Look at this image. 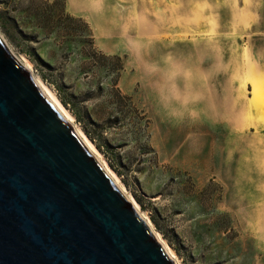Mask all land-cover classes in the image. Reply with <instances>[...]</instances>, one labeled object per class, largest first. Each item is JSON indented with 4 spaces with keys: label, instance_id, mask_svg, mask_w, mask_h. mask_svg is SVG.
<instances>
[{
    "label": "rangeland",
    "instance_id": "374dc122",
    "mask_svg": "<svg viewBox=\"0 0 264 264\" xmlns=\"http://www.w3.org/2000/svg\"><path fill=\"white\" fill-rule=\"evenodd\" d=\"M0 37L180 264H264V0H0Z\"/></svg>",
    "mask_w": 264,
    "mask_h": 264
},
{
    "label": "water",
    "instance_id": "95a60500",
    "mask_svg": "<svg viewBox=\"0 0 264 264\" xmlns=\"http://www.w3.org/2000/svg\"><path fill=\"white\" fill-rule=\"evenodd\" d=\"M0 264H174L1 37Z\"/></svg>",
    "mask_w": 264,
    "mask_h": 264
},
{
    "label": "bare ground",
    "instance_id": "6f19581e",
    "mask_svg": "<svg viewBox=\"0 0 264 264\" xmlns=\"http://www.w3.org/2000/svg\"><path fill=\"white\" fill-rule=\"evenodd\" d=\"M14 57L18 59L17 61L25 69L27 68L26 64H28V60H26L24 57H22V58H18L16 56H14ZM27 70H28V68H27ZM28 71H29L28 73L31 75L33 81L35 82V84L37 85V87L39 88L41 93L48 98V100L52 103V105L55 107V109L58 111V113L62 116V118L70 125V127L76 133V135L81 140V142L84 144L86 149L95 157L96 161L101 165L104 172L110 177L112 182L120 189V191L123 193V195L126 197V199L131 203L134 210L141 217V219L144 220L146 225L149 227L151 233L153 234V236L155 237L157 242L162 246L163 250L166 252L168 257L173 261L174 264H180V262H178L176 260L175 255L173 254V251L169 248V246L165 243V241L162 240V238L159 236V234L152 228L150 220H148V218H146L145 214L139 210L138 204L133 199V197L131 195L127 194L126 190L118 182L119 180L117 179L114 172H112V170L108 167L106 162L101 158L98 151L94 148L92 143H90V141L87 139V137L81 131V129L77 125L74 124L73 117L69 113V111L60 103V101L58 100V98L56 97L54 92L48 86H46L45 83H43L38 77L31 74L30 70H28Z\"/></svg>",
    "mask_w": 264,
    "mask_h": 264
},
{
    "label": "crops",
    "instance_id": "0c3cea01",
    "mask_svg": "<svg viewBox=\"0 0 264 264\" xmlns=\"http://www.w3.org/2000/svg\"><path fill=\"white\" fill-rule=\"evenodd\" d=\"M251 97V95L249 96V98ZM256 125H257V123H256ZM248 126L249 125H245L244 123H243V121H241V120H238V127L239 128H248ZM254 131H256V130H254ZM253 131V132H254ZM264 151V149H261L260 151ZM262 151V152H263ZM260 162H261V164H263V162H264V157H261V159H260ZM262 166V165H261ZM262 170H263V172H264V168H262ZM260 189L262 190V191H264V183H262V185L260 186Z\"/></svg>",
    "mask_w": 264,
    "mask_h": 264
}]
</instances>
